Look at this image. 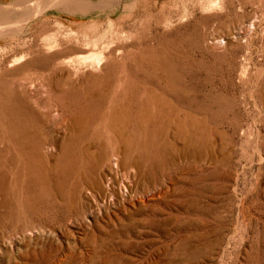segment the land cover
<instances>
[{
  "label": "rangeland",
  "instance_id": "rangeland-1",
  "mask_svg": "<svg viewBox=\"0 0 264 264\" xmlns=\"http://www.w3.org/2000/svg\"><path fill=\"white\" fill-rule=\"evenodd\" d=\"M23 1L0 0V264H264V0Z\"/></svg>",
  "mask_w": 264,
  "mask_h": 264
},
{
  "label": "bare ground",
  "instance_id": "bare-ground-1",
  "mask_svg": "<svg viewBox=\"0 0 264 264\" xmlns=\"http://www.w3.org/2000/svg\"><path fill=\"white\" fill-rule=\"evenodd\" d=\"M42 1V0H41ZM58 1L60 0H48V3L49 4H56ZM83 1H86V0H82ZM30 2V0H25L21 3L25 4V3H28ZM47 2V0L45 1ZM61 2V1H60ZM66 7H69V8H83L85 7V5H82L81 3V0L80 2L75 0V1H69V0H64L62 1ZM90 2V1H89ZM110 2V1H109ZM116 2V1H115ZM111 3V2H110ZM119 3V2H118ZM45 4V3H44ZM47 4V3H46ZM112 4V3H111ZM36 5V4H35ZM46 6V5H45ZM61 6V5H60ZM88 6V5H87ZM102 6V5H101ZM26 7V6H25ZM64 8V7H63ZM57 9V8H56ZM79 9V10H81ZM72 10V9H71ZM75 10V9H73ZM35 7L32 8L29 10V8L26 9V11H24L23 15L25 16L24 19H28L30 17H32L35 13ZM78 11V10H77ZM74 12V11H72ZM75 14V13H74ZM22 15V16H23ZM13 17V16H12ZM17 17V16H16ZM8 16H6L5 14L3 13H0V19L1 21L3 22H6L5 20H7ZM18 18V17H17ZM1 33V32H0ZM235 35V34H234ZM232 36V35H231ZM53 73V72H52ZM93 77V76H92ZM96 80V78H94ZM93 79V80H94ZM259 93V92H258ZM260 96V95H259ZM261 111H260V114H261V119L259 120L260 121V124L262 125L263 127V132L259 135L260 139H261V142L263 141L264 143V98L261 99ZM259 102V103H260ZM61 115V114H60ZM46 116L48 117L49 114L47 113ZM43 117V116H42ZM109 121H108V124L106 126H108L110 128V130L112 131V134L113 136L117 135V136H124L125 134V128L123 126H118V119L121 118V113L117 110H113L110 114V117H109ZM260 118V117H259ZM46 119V118H45ZM68 119H65L63 121V125L65 127H68V125L70 124L71 127L72 126H77L79 128H82L85 126V122L83 120H80L79 118H71L70 121H67ZM39 121V120H38ZM255 122L257 123L258 121L255 120ZM195 125V123H194ZM201 126V125H200ZM81 130V129H80ZM190 130V129H189ZM64 131V130H63ZM206 131V130H205ZM179 132V131H178ZM198 133V132H197ZM205 133V132H204ZM110 135V134H109ZM23 138L25 140H29V143H30V150L29 152H31L33 155H37L38 157H47V153L49 152V150L51 149L52 147V144L53 142H59L57 143L58 145L62 144V140H63V136L62 134L60 133V131L58 130H55L53 132H50L46 123L44 122H38L36 125H32V127L30 128H25L24 131H23V134H22ZM56 137V139H55ZM187 137V135H186ZM191 137V136H190ZM119 138V137H118ZM50 139V140H49ZM191 140V139H190ZM202 141V140H199V142ZM185 142V141H184ZM194 142V141H193ZM192 142V143H193ZM196 142V141H195ZM260 142V143H261ZM205 143V142H204ZM195 144V143H194ZM184 145V144H183ZM192 145V144H191ZM196 146V144H195ZM202 146H204L202 144ZM199 147V146H198ZM117 149V148H116ZM208 149V148H207ZM126 152V151H125ZM213 154H216V153H213ZM49 155V154H48ZM264 161V160H263ZM102 185V184H101ZM95 186H98V183L95 182ZM130 197V196H129Z\"/></svg>",
  "mask_w": 264,
  "mask_h": 264
}]
</instances>
